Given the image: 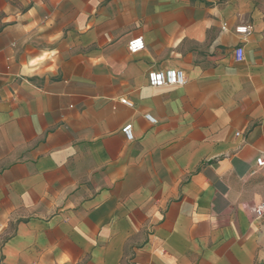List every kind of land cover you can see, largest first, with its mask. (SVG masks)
Listing matches in <instances>:
<instances>
[{
  "label": "crops",
  "instance_id": "crops-1",
  "mask_svg": "<svg viewBox=\"0 0 264 264\" xmlns=\"http://www.w3.org/2000/svg\"><path fill=\"white\" fill-rule=\"evenodd\" d=\"M262 150L264 0H0V264H264Z\"/></svg>",
  "mask_w": 264,
  "mask_h": 264
},
{
  "label": "built area",
  "instance_id": "built-area-1",
  "mask_svg": "<svg viewBox=\"0 0 264 264\" xmlns=\"http://www.w3.org/2000/svg\"><path fill=\"white\" fill-rule=\"evenodd\" d=\"M251 26L248 24H243L237 26V32L241 34H248L250 32ZM145 46L144 39L142 36H136L131 38L127 43V48L130 52L136 53L142 50ZM234 57L236 61H242L244 59V47L237 46L234 49ZM185 74L180 68H166L161 70H149L147 73V82L152 87H162V86H173V85H183L185 82ZM121 103L128 106H132L133 102L128 98H121ZM145 118L151 122L155 123L156 119L149 113L145 114ZM121 131L126 137V139L131 140L133 138V125L131 122L125 123L121 127ZM255 164L257 167L264 166V150L258 152L255 158ZM255 218L264 217V202L259 203L253 208Z\"/></svg>",
  "mask_w": 264,
  "mask_h": 264
}]
</instances>
